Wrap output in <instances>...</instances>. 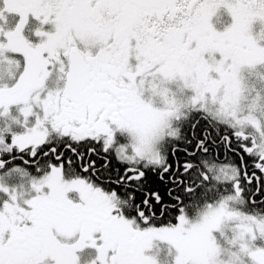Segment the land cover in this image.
Wrapping results in <instances>:
<instances>
[{
  "label": "snow or ice",
  "instance_id": "snow-or-ice-1",
  "mask_svg": "<svg viewBox=\"0 0 264 264\" xmlns=\"http://www.w3.org/2000/svg\"><path fill=\"white\" fill-rule=\"evenodd\" d=\"M0 264H264V0H0Z\"/></svg>",
  "mask_w": 264,
  "mask_h": 264
}]
</instances>
